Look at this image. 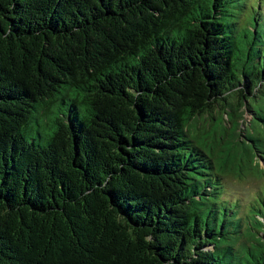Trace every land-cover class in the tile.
Here are the masks:
<instances>
[{"label":"trees","instance_id":"1","mask_svg":"<svg viewBox=\"0 0 264 264\" xmlns=\"http://www.w3.org/2000/svg\"><path fill=\"white\" fill-rule=\"evenodd\" d=\"M257 4L0 0V264H264Z\"/></svg>","mask_w":264,"mask_h":264},{"label":"rangeland","instance_id":"2","mask_svg":"<svg viewBox=\"0 0 264 264\" xmlns=\"http://www.w3.org/2000/svg\"><path fill=\"white\" fill-rule=\"evenodd\" d=\"M257 1H260L262 3L259 10L264 12V0H249V5H253L256 7L258 5ZM252 118L253 115L250 112H247L245 114L244 120L240 121L243 122V129L247 128V126H250ZM225 120L226 126H231V123H228L227 117H225ZM202 126L203 124L199 125L200 128H202ZM260 161L261 169L264 170V161ZM225 184L227 200L231 202L241 203L244 206L245 213L250 202H253L260 191L264 189V174L259 177L250 175L247 178H237L234 175H227V177L225 178ZM208 249H210V247Z\"/></svg>","mask_w":264,"mask_h":264}]
</instances>
